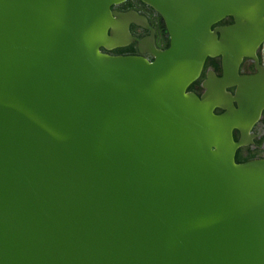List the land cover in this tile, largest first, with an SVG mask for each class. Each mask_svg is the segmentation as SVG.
Here are the masks:
<instances>
[{
	"label": "water",
	"instance_id": "water-1",
	"mask_svg": "<svg viewBox=\"0 0 264 264\" xmlns=\"http://www.w3.org/2000/svg\"><path fill=\"white\" fill-rule=\"evenodd\" d=\"M123 1L0 0V264H264V160L232 138L252 83L237 108L186 92L208 57L237 77L264 1L140 0L170 39L152 62L100 51Z\"/></svg>",
	"mask_w": 264,
	"mask_h": 264
},
{
	"label": "flooded vegetation",
	"instance_id": "flooded-vegetation-1",
	"mask_svg": "<svg viewBox=\"0 0 264 264\" xmlns=\"http://www.w3.org/2000/svg\"><path fill=\"white\" fill-rule=\"evenodd\" d=\"M262 4L258 7V10L263 11L262 21H258V17L255 16L243 22V26L249 30V35L247 34L245 39L247 41L241 46L245 55L237 64V77H228L230 61H225L223 56L208 57L198 78L186 89L187 93L202 98L214 88L218 90L222 86L224 94L235 99L233 105L237 108L236 100L245 99L247 95L243 87L238 85V81L252 83L246 92L250 93L249 97L256 100L257 115L247 114L240 128L232 130L233 141L239 144L234 154V161L237 164L264 160V3ZM111 12L116 14L119 21L114 34L122 46L109 50L101 48L102 53L113 57H139L152 62L153 51L163 52L168 49L170 39L165 23L152 7L140 0H124L113 5ZM234 25L233 16H226L213 24L211 30L216 33L219 40L223 37L221 32ZM255 31L263 34V39L259 42L253 39ZM213 113L220 116L224 111L215 108Z\"/></svg>",
	"mask_w": 264,
	"mask_h": 264
}]
</instances>
